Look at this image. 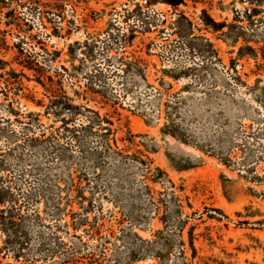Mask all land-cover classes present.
<instances>
[{
    "label": "rangeland",
    "instance_id": "rangeland-1",
    "mask_svg": "<svg viewBox=\"0 0 264 264\" xmlns=\"http://www.w3.org/2000/svg\"><path fill=\"white\" fill-rule=\"evenodd\" d=\"M1 135L0 264H264V0H0Z\"/></svg>",
    "mask_w": 264,
    "mask_h": 264
},
{
    "label": "trees",
    "instance_id": "trees-1",
    "mask_svg": "<svg viewBox=\"0 0 264 264\" xmlns=\"http://www.w3.org/2000/svg\"><path fill=\"white\" fill-rule=\"evenodd\" d=\"M253 3L258 6H261L262 0H253ZM174 28L176 29L175 33L179 41L188 50V52H190L193 55H198L202 57L204 60L210 61L211 63H213V61H219L217 60V57H215L216 52L214 50L213 45L209 42L208 39L202 36L201 37L195 36L194 26L185 16L179 17ZM241 29L243 31L244 28ZM241 35H237L236 40L242 37ZM250 50L252 49L250 48ZM21 66H23L25 69L33 70V68H31L32 66L28 64L27 65L21 64ZM99 76L101 77V74ZM56 106L57 107L55 113L57 115L61 114L63 111L67 109L77 111L76 106L65 105L61 100L57 102ZM72 114L75 115L76 113L74 112ZM28 116L31 118V123H36L39 120L37 116H35L34 114H29ZM170 126L167 125L163 129V131L172 135L176 139H179L180 141L189 144V142L186 139L179 138V136L175 133V129ZM94 127L95 126L93 125L88 126L84 130L93 131ZM11 135H12L11 137H15V138H18L20 136V134H18L17 132H13ZM0 137H2V135ZM28 142H31L32 144V143H39L40 141L38 138H31L28 140ZM11 151L12 150L8 152L10 153ZM7 156L8 155L5 153H0V167L4 166L5 158H7ZM157 171L160 172L161 170L157 169ZM5 181L6 178H2L0 176V206L4 208L3 210H1L2 217L0 218V229L8 233L7 242L9 244L12 242L20 241V249L21 251H23L27 244L26 241L27 234L22 223V219L24 218V216L19 212V210H17L15 206L17 202V198L14 189L12 188V186L7 185ZM174 199L176 200V198ZM176 212L177 214H182V207L179 204H176ZM165 214L168 215V212H166ZM132 221H134V219H131V223H133ZM162 221L164 223L165 228L168 229V221L166 220V216L162 218ZM185 226H186V222L182 221L179 223V226L178 228H176V230H179L181 232ZM160 234L161 233H158V235ZM135 237L141 244H143L148 249V251L153 252L152 255H155V257L156 256L160 257L162 248L159 247L158 245L159 243L157 241L144 240L139 236H135ZM159 239L162 240L164 239V237H160ZM165 241H166V246H168L170 244V239L166 237ZM142 250L143 249H135V248L132 249L133 260L144 258V256L141 253Z\"/></svg>",
    "mask_w": 264,
    "mask_h": 264
}]
</instances>
